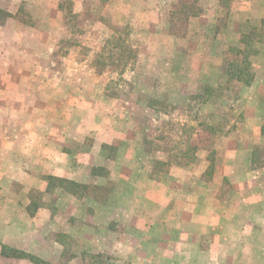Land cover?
<instances>
[{"label": "crops", "instance_id": "crops-1", "mask_svg": "<svg viewBox=\"0 0 264 264\" xmlns=\"http://www.w3.org/2000/svg\"><path fill=\"white\" fill-rule=\"evenodd\" d=\"M198 1L201 13L187 17L181 35L171 31L182 24L172 19L170 12L179 0H108L102 16L106 22L99 27L136 28L126 43L138 48L142 57L152 47L148 57L154 58L158 67L142 74L157 76L151 89L162 95L166 88L161 76L171 73L170 67L177 75L185 73L176 61L179 54L200 56L197 63L203 67L202 74L209 73V59L219 57L215 32L220 19L225 18L226 24L236 30L231 45L234 49L242 44L245 23L260 26L264 21V0ZM223 1H228V6H223ZM59 2L0 0V14L5 15L0 21V264H35L31 258L41 264H84L83 256L99 253L114 258L117 264H264V58L237 101L242 121L231 131L221 132L210 148L199 144L192 161L179 164L157 156L171 155L172 150H155L153 154L145 150L146 141L158 142L160 130L147 132L145 118L143 131L126 128L124 124L137 119L135 115H122L129 111L125 101L107 94L110 78L81 67L95 59L94 52L83 56L81 50L103 39L91 37L95 22L83 23L84 33L74 35L78 45L67 54L51 52L54 44L72 36L67 23L62 22ZM99 2L102 0H72V5L85 4L95 11ZM22 5L41 10V22H19L16 13ZM157 30L159 33L153 35ZM142 33L147 37H140ZM218 36L225 40V31ZM54 56L63 63L58 70L31 65L35 58ZM130 71L126 69L133 75ZM33 74L45 79L56 75L58 81L51 87L45 80L35 82ZM189 74L196 75L193 70ZM66 76L71 82L61 80ZM202 80L203 84L215 85L210 79ZM219 81L220 86L226 78ZM141 84H135L137 89ZM136 87L121 90L134 96ZM51 88L56 89L58 99L70 91L78 102L72 118L65 115L59 121L65 123L63 131L54 135L48 124L35 130L32 116L35 90H41L47 102ZM189 91H195L193 85ZM136 101L139 106V93ZM45 116L43 123H49L50 116ZM66 117L72 127L67 126ZM166 118L180 126L192 123L187 114ZM152 121L157 125L162 118ZM216 122L219 125L223 118L216 116ZM176 136L180 141L188 139L182 132ZM195 137L196 133L192 134L193 140ZM109 152L115 157L110 158ZM212 153L215 173L205 179ZM177 172L183 177H177ZM60 178L73 182L77 191L68 193L60 183L52 188L49 179ZM91 182L114 187L105 200H98L84 192ZM114 188H122V194ZM34 189L42 197L41 205L33 207ZM49 191L57 193L59 201L54 205L46 202ZM67 199L75 206L85 203L91 209L92 225L81 224L78 232L69 228L67 220L77 219L81 210L64 205ZM77 233L74 255L67 261L62 257L65 245L50 241V237Z\"/></svg>", "mask_w": 264, "mask_h": 264}, {"label": "rangeland", "instance_id": "rangeland-1", "mask_svg": "<svg viewBox=\"0 0 264 264\" xmlns=\"http://www.w3.org/2000/svg\"><path fill=\"white\" fill-rule=\"evenodd\" d=\"M108 0H102V4L99 2L98 6L95 7V11H91L90 7H86L84 4H78L77 6L72 5V0H60L59 7L62 8V22H66L67 31L72 36L66 42H62L59 44H54V48L51 47V52L54 50V53L57 55L67 54L71 47L78 45L77 38H74V35H82L85 30H83V23L91 22L96 23V27L94 31L91 32L92 39H98L100 36L103 38L101 42L95 43L90 42L89 44L92 47L83 48L81 50V54L83 56H87L89 51L94 52V60L87 62V64H82V68H90L93 72L96 73H105L110 80L107 89V94L115 99H123L125 101L124 106L129 109L128 112H123L122 115L126 116H136V120L131 124H124L126 128L129 130H142L144 126L146 127L147 132L153 133L154 128L159 131L160 130V138L158 142L152 143V141L145 142V150L150 151L152 154L155 150L159 152H169L173 151L171 155H157L158 158H171L172 161H176L179 164L185 163L186 161H192L195 153L197 152V147L199 144L207 145L209 148L214 144V142L218 139L219 135L221 137V132H229L231 129L235 128L236 123L242 121L243 112L241 111V107L237 105V101L242 98L244 89V85L237 82V77L233 79H227L225 74L229 65L234 62H238L242 56H245L248 60V64L246 66L245 75L241 76L240 79L243 81L246 79H252L253 72H255V68L259 67L260 59L264 58V51L261 50V44L256 42V36H258L259 31H256L255 28L259 26H252L249 23H245L243 29V37L242 44L240 48H233L234 45V36L233 34L236 30L233 27H229L226 24L225 18L220 19V22H217L215 38L219 39L215 46H218L219 57L214 59H209L208 63L211 69H208L209 73L206 71L204 75L203 67L197 63L200 61V56L198 57L195 54L190 53H182L177 55V63L182 65V69L185 73L178 74L175 73L176 69L174 68L170 72L165 73L161 76V81L163 82V88H166V91L161 92H153L151 87L157 83V76L149 75L145 76L142 74L146 69L154 70V68L158 67L156 65V61L154 58H149L148 56L152 55L150 53L153 49L152 47H148L145 50V56H141L139 54L138 48H132L130 44L126 43V41L133 38L136 28L122 27V26H111L107 24L106 26H100L99 24L105 23L106 19L103 16V6L107 3ZM88 5V4H87ZM198 0H179V4L175 6V9L171 10V15L173 18L179 20L180 25L174 26L172 28V32L181 35L184 31L183 22H187L190 15L197 16L201 13V9L198 7ZM223 6H228V1H223ZM35 7L29 5H22L16 13L17 19L19 22H41L39 19V14L41 10L33 9ZM39 8V7H38ZM78 10H76V9ZM37 9V8H36ZM57 17L59 13H57ZM53 12H50L51 17L55 18L52 15ZM41 17V16H40ZM5 15L1 16L0 21L3 22ZM57 19V18H56ZM161 21V19H158ZM50 22H53L50 20ZM60 22V21H59ZM99 27V29H98ZM255 29V30H254ZM264 29V28H263ZM262 29V30H263ZM261 30V31H262ZM225 31L226 37L225 40L222 36L219 38L218 34ZM158 30L153 34L157 35ZM140 37H147L145 34H140ZM222 38V40H221ZM225 48V51H222ZM263 49V47H262ZM242 52V53H237ZM50 52V53H51ZM217 53V52H215ZM214 53V54H215ZM253 53V54H251ZM250 54V55H249ZM205 61L206 59H202ZM172 60H167V63H171ZM62 61H59L57 56L51 57L49 59H38L35 58L32 60V66L45 68L48 65L51 68L58 70L62 65ZM48 66V67H49ZM242 66V65H241ZM245 68L244 64L242 69ZM126 69L131 70L130 72H134L133 75L126 73ZM193 70V75L190 77L189 71ZM214 71V72H213ZM224 75V76H223ZM33 79L35 82H40L42 80L48 81L51 87L58 81L56 75H52L49 78H42L43 76L40 74H33ZM221 77L226 78V82H222L223 84L219 86V79ZM20 78V75H19ZM203 78L210 79L214 81V86L207 85V83H201ZM239 79V78H238ZM61 80L65 82H71L69 77H62ZM218 80V81H217ZM19 83V82H18ZM142 83L140 89H137V85ZM137 84V85H135ZM225 84V85H224ZM135 85V86H134ZM193 85L195 91H189L190 87ZM143 86V87H142ZM126 88L127 91L136 87V92L134 96L127 94L128 92H124L121 88ZM56 89H52L49 92V98L47 102H44L42 99L43 92L41 90H35V98L33 101V118L35 126V130H40L43 125L48 124L51 135L59 133V131H63L61 127L65 125V123L59 122L61 118H65V115L71 116L74 114V106L78 103L77 100L72 96V92L68 91L65 97L57 98ZM139 93V102L140 105L137 104V95ZM154 94L159 98H155ZM242 94V95H241ZM245 97V96H243ZM167 99V100H166ZM185 99V103H184ZM60 100V101H59ZM187 101V104H186ZM182 102V103H181ZM181 103L182 105H178ZM62 105V106H61ZM186 105V106H184ZM61 109L63 110V116L61 117ZM48 114L49 123H43L42 118ZM187 114L190 118V124H184L180 126V124L172 123L167 121L166 116H174L176 118H181ZM216 116H220L223 118V122L219 125L216 122ZM146 120V125L143 123V119ZM162 118V121H159L157 125H154L152 119ZM69 117H66V121L69 122L68 127H72L73 123L70 121ZM97 126V122L95 123ZM144 125V126H143ZM182 132V136L187 135L180 140L177 139L176 134ZM196 133V137L193 140L191 138L192 134ZM37 140H35V145H37ZM191 141V142H190ZM40 145V144H38ZM184 146V147H183ZM151 154V155H152ZM155 155V154H154ZM152 155V156H154ZM52 157V155H51ZM109 157L114 158V153L109 152ZM20 158V156H18ZM109 158V159H110ZM214 156L213 153L208 156L209 169L205 171L204 178H212L215 171L214 169ZM159 160V159H157ZM158 163L160 161H157ZM161 169L162 172H167L162 166H157V169ZM93 173H100L98 170H93ZM177 177L182 178V173L177 172ZM148 178V177H147ZM65 179H57L56 181H52L49 179L50 185L55 187V185H59L57 183L62 182ZM64 188H66L68 193H73L77 191L76 187L70 186L66 183L62 184ZM114 187V186H113ZM111 186H100L94 183H89L84 190L85 194H89L92 197L98 200H105L108 193L111 192ZM118 191L119 195L122 194V188H114ZM79 192V191H78ZM47 195V203L49 205L56 204L59 200L56 199L53 191L48 192ZM77 194V192H76ZM41 197L40 192L33 190V203L31 206L41 205ZM56 199V200H55ZM45 204V203H44ZM63 204L68 208L72 209H80V215L76 219L75 217L67 220L69 228H73L75 232L79 231L80 225L89 226L92 225L90 222V216L92 215L91 209L86 207L85 203H70V201L64 200ZM93 222V221H92ZM95 226V225H94ZM59 236V235H58ZM50 237V241L59 240L65 245V250L63 251L62 257L65 260H69L73 257V249L77 242V235H60L61 237ZM105 256L107 254H103L101 257H96L95 259H91L90 255L83 256L84 264H108L105 261ZM110 257V256H109ZM96 261V262H95ZM101 262V263H100ZM109 264H117V260L112 258V261Z\"/></svg>", "mask_w": 264, "mask_h": 264}, {"label": "trees", "instance_id": "trees-1", "mask_svg": "<svg viewBox=\"0 0 264 264\" xmlns=\"http://www.w3.org/2000/svg\"><path fill=\"white\" fill-rule=\"evenodd\" d=\"M264 21L263 22H261V25L259 26V27H257V28H255L256 29V31H259V34H258V36H256V42H258V43H263L264 44ZM254 29V30H255ZM263 29V30H262ZM262 30V31H261ZM237 53L239 54V53H242V52H238L237 51ZM251 54H253V53H251ZM250 55V54H249ZM243 64H244V66H245V68H243L242 69V66H243ZM247 64H248V60H247V58L245 57V56H242L241 57V59L238 61V62H234L233 64H231V65H229V67L227 68V70H226V72H225V74H226V76H227V79L229 78V79H233L234 77L236 78L237 77V82H240V84H242V85H244V86H247V85H249L250 84V82H251V80L252 79H246V80H242V79H240V77L241 76H244L245 75V70H246V66H247ZM242 65V66H241ZM239 78V79H238ZM227 83V82H226ZM63 183H66V184H68V185H70V186H74V187H76V185L73 183V182H71V181H68V180H62V182H61V184H60V187H62L63 185ZM66 189V188H65ZM69 191V190H68ZM88 255H90V258L91 259H95L96 257H101L103 254H88ZM88 255H86V256H88ZM32 260H33V262L35 263V264H41V262L40 261H38V260H36V259H33V258H31ZM105 261H107L108 262V264H109V262H111L112 261V258L111 257H109V256H105ZM96 262V261H95ZM101 263V262H100ZM102 264V263H101Z\"/></svg>", "mask_w": 264, "mask_h": 264}]
</instances>
